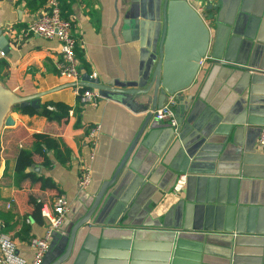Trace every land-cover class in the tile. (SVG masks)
<instances>
[{"label":"crops","instance_id":"obj_1","mask_svg":"<svg viewBox=\"0 0 264 264\" xmlns=\"http://www.w3.org/2000/svg\"><path fill=\"white\" fill-rule=\"evenodd\" d=\"M28 1L0 0V30L9 44L7 51L0 48V82L19 95L48 92L35 105L14 106L15 123L0 132V209L14 213L11 233L31 259L30 237L42 235L48 221L35 201L53 206L56 195H67L71 209L53 233L42 263L49 264L65 250L73 224L114 173L148 111L104 96L97 105L81 103L74 82L57 69L59 39L23 33L48 8L47 2L35 8ZM190 2L202 8L211 42L196 78L177 100L180 132L153 114L62 264H264V147L258 143L264 0ZM163 4L72 0L69 16L83 76L95 72L102 82L130 85L149 78L159 60ZM47 98L71 103L66 136L64 119L45 108ZM94 123L101 131L91 158L87 130ZM83 160L93 169L85 188ZM182 174L186 180L178 188Z\"/></svg>","mask_w":264,"mask_h":264},{"label":"water","instance_id":"obj_2","mask_svg":"<svg viewBox=\"0 0 264 264\" xmlns=\"http://www.w3.org/2000/svg\"><path fill=\"white\" fill-rule=\"evenodd\" d=\"M210 42V27L205 17L192 5L190 0H164L159 60L149 78L145 79L141 76L137 84L130 85L126 82L117 83L114 80L102 82L98 77H92L90 73L84 74V84L98 88L102 96L120 101L136 110H147L148 113L112 176L102 181L90 207L73 224L65 250L49 264H62L68 259L74 247L78 230L90 221L107 189L116 181L152 118L153 110L167 102L171 95L175 96L176 100L180 99L181 91L190 86L196 78L201 61L209 51ZM0 48L5 51L9 49L8 39L1 30ZM217 61L232 64L221 59H217ZM245 68L252 69L249 66ZM47 92L19 95L0 82V132L5 125L15 123L11 114L14 106L17 104L35 105L40 102V97ZM176 110L177 120L181 126L182 117L178 108ZM173 128L176 131L174 126ZM179 132L180 128L176 133Z\"/></svg>","mask_w":264,"mask_h":264},{"label":"built area","instance_id":"obj_3","mask_svg":"<svg viewBox=\"0 0 264 264\" xmlns=\"http://www.w3.org/2000/svg\"><path fill=\"white\" fill-rule=\"evenodd\" d=\"M48 8L42 16L30 20L22 31L24 34H36L48 38H58L60 41V58L56 62L59 74L63 77L71 79L73 84V92L81 103L97 105L102 99V94L98 88L84 84L83 73L80 68V62L77 57V37L72 31V20L70 17L62 15L59 0H47ZM198 11L204 16L202 8ZM4 54V51H2ZM202 59L201 63L203 62ZM92 77L96 73L90 74ZM177 100L171 95L167 102L162 106L153 110L156 119L167 121L179 130L180 124L177 120L176 110ZM49 108L55 109L49 105ZM72 113V110L70 109ZM101 124L94 123L87 130V144L90 148V157L93 158L98 143ZM258 143L260 147H264V124L261 126ZM93 179V169L90 162L83 160L80 162V184L82 187L90 185ZM186 180V174H182L177 187L179 188ZM71 209V203L67 195L63 192L59 193L55 199L53 206L44 204L42 213L47 218L45 231L42 235H33L30 237V244L33 247V256L28 259L24 256L18 247V244L11 233L0 231V263L3 264H42L44 257L50 248L53 233L56 229L65 223L67 214Z\"/></svg>","mask_w":264,"mask_h":264},{"label":"trees","instance_id":"obj_4","mask_svg":"<svg viewBox=\"0 0 264 264\" xmlns=\"http://www.w3.org/2000/svg\"><path fill=\"white\" fill-rule=\"evenodd\" d=\"M71 1L72 0H59L62 10V15L64 17H70L69 14L71 12ZM47 2V0H29L28 4L29 6L38 7L42 4ZM45 108H49V105H52L55 107L53 109V117L57 118L59 120L64 119V135L66 136L68 134V124L70 122V109H71V103L63 100V99H53V98H47L44 101ZM70 145V144H69ZM72 147V146H71ZM50 160L47 159V162ZM57 196V195H56ZM35 206L37 209L42 213V207L44 204H49L47 201H44L42 199H37L35 201ZM50 205V204H49ZM0 231H6L11 233V229L16 224V218L13 212L11 211H4L0 209ZM12 234V233H11ZM13 236V234H12Z\"/></svg>","mask_w":264,"mask_h":264}]
</instances>
